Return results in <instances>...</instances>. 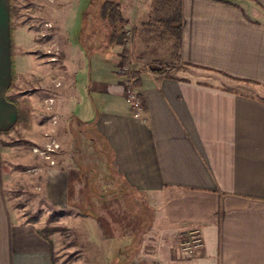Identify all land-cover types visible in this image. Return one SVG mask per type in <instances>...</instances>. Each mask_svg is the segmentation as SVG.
<instances>
[{"label":"crops","instance_id":"crops-1","mask_svg":"<svg viewBox=\"0 0 264 264\" xmlns=\"http://www.w3.org/2000/svg\"><path fill=\"white\" fill-rule=\"evenodd\" d=\"M156 1L65 0L69 10L48 20L47 39L43 24L20 25L14 0H0V132L53 99L62 126L74 116L104 139L109 168L149 199L151 215L145 238L114 258L264 264V0H177L176 8ZM155 63L174 68L155 75ZM121 69L140 70L139 85L129 87ZM128 92L142 98L140 107ZM2 153L0 146V264H53L40 223L5 201ZM67 173L47 168L38 193L61 212L70 204ZM194 227L203 244L188 256L180 242Z\"/></svg>","mask_w":264,"mask_h":264},{"label":"rangeland","instance_id":"rangeland-1","mask_svg":"<svg viewBox=\"0 0 264 264\" xmlns=\"http://www.w3.org/2000/svg\"><path fill=\"white\" fill-rule=\"evenodd\" d=\"M166 1L157 0L156 4L160 6ZM170 1L176 8L177 0ZM65 10H69L65 0H14L13 16L23 26L43 24L48 29L44 38L49 39L53 25L48 20ZM128 40L129 36L122 37L124 47ZM53 44L49 43L46 52L57 57V52L50 48ZM45 93L46 90H42L40 94ZM14 97L23 103L22 93ZM53 102L49 99L45 108L39 107L35 117H30L27 111L28 121L0 133L5 201L18 217L36 216L35 222L40 223L41 229H49L53 264H128L125 258L114 257L132 241L145 238L151 222L149 199L126 187L113 174L107 164L108 148L100 135L83 129L85 127L74 116L67 118L62 126L51 110ZM53 143L58 144V148L47 150L46 144L53 147ZM47 168L67 169L70 204L63 212L49 207L46 198L38 194ZM55 212L57 216L53 217ZM128 253L129 250H125L123 254L127 257ZM103 256L111 259L104 260Z\"/></svg>","mask_w":264,"mask_h":264},{"label":"trees","instance_id":"trees-1","mask_svg":"<svg viewBox=\"0 0 264 264\" xmlns=\"http://www.w3.org/2000/svg\"><path fill=\"white\" fill-rule=\"evenodd\" d=\"M118 5L116 3H110V10H109V14L110 16L113 15V18L116 19V17H118L119 15V12H118ZM119 19V18H118ZM173 22H177V27L180 29V20H181V17H180V13L179 11H177L175 13V15L173 16L172 18ZM120 24H124L125 21L123 19H120L119 20ZM122 62L124 63L125 62V59H126V48L124 47L123 48V51H122ZM173 66H169V65H163L161 63H156V65H153L151 67H149L150 71L155 74V75H167L169 74L172 70H173ZM140 70H126V69H121L118 74L123 77L125 79V82H127L128 84H130L132 87H136L139 85V81H140ZM0 133H3V132H0ZM54 213V212H53ZM52 216H57L56 215V212L55 214H52ZM36 219V216L32 217L31 221H35ZM52 230V229H50ZM48 231L49 229H38V232L43 236L45 237L48 242H49V246H50V251L52 252V243L51 241L48 239Z\"/></svg>","mask_w":264,"mask_h":264},{"label":"built area","instance_id":"built-area-1","mask_svg":"<svg viewBox=\"0 0 264 264\" xmlns=\"http://www.w3.org/2000/svg\"><path fill=\"white\" fill-rule=\"evenodd\" d=\"M48 52L52 53L51 50H49ZM55 52H57V49H55ZM50 60L54 61L56 60V57L51 56ZM128 97L133 102L134 106L136 107L141 106L142 98L139 95H137L136 93H130ZM46 148L47 150H52L54 148H58V144L53 143V147H49V145L46 144ZM42 153H45L44 150ZM45 157L48 158L49 156L45 154ZM202 244H203V238H202L200 229L197 227H194L188 230L187 233L183 235V238L180 242V249L188 256H195L198 249L202 246Z\"/></svg>","mask_w":264,"mask_h":264}]
</instances>
